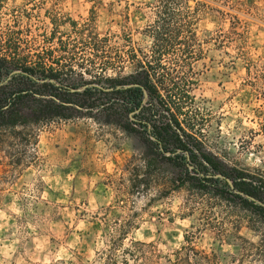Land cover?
Returning <instances> with one entry per match:
<instances>
[{"label":"rangeland","instance_id":"obj_1","mask_svg":"<svg viewBox=\"0 0 264 264\" xmlns=\"http://www.w3.org/2000/svg\"><path fill=\"white\" fill-rule=\"evenodd\" d=\"M152 1L0 0V44H11L10 31L43 45L54 31L58 44L81 29L148 51ZM198 3L203 54L188 120L219 158L264 174V0L189 1ZM134 68L126 61L108 73ZM33 128L34 145L0 143V264H105L109 255L176 264L186 245L208 257L203 264H264V222L184 185L166 163H145L136 135L91 117Z\"/></svg>","mask_w":264,"mask_h":264},{"label":"trees","instance_id":"obj_2","mask_svg":"<svg viewBox=\"0 0 264 264\" xmlns=\"http://www.w3.org/2000/svg\"><path fill=\"white\" fill-rule=\"evenodd\" d=\"M189 1L149 2L154 17L145 28L152 41L148 51L112 44L117 38L109 34L90 32L86 39L81 29L76 38L58 37V44L54 31L44 38L51 44L43 45L10 31L11 44H0V143L16 138L28 147L37 142L35 125L91 117L136 135L148 165L166 163L184 185L238 204L264 222V174L219 158L188 120L195 104L193 62L203 54L194 29L201 3L193 9ZM126 61L133 62V71L108 73ZM182 250L176 264H203L208 258L193 245ZM106 260L120 264L118 256Z\"/></svg>","mask_w":264,"mask_h":264}]
</instances>
